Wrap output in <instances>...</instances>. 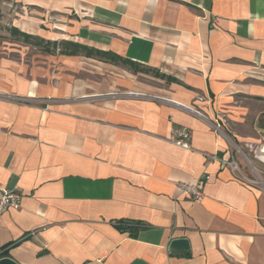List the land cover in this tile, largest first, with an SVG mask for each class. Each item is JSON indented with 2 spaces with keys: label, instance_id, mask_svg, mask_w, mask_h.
Segmentation results:
<instances>
[{
  "label": "crops",
  "instance_id": "1",
  "mask_svg": "<svg viewBox=\"0 0 264 264\" xmlns=\"http://www.w3.org/2000/svg\"><path fill=\"white\" fill-rule=\"evenodd\" d=\"M0 1L27 47L0 54V94L24 101L0 98V187L22 194L0 259L264 264V185L232 150L264 117V0ZM197 182L202 203L178 188Z\"/></svg>",
  "mask_w": 264,
  "mask_h": 264
},
{
  "label": "built area",
  "instance_id": "2",
  "mask_svg": "<svg viewBox=\"0 0 264 264\" xmlns=\"http://www.w3.org/2000/svg\"><path fill=\"white\" fill-rule=\"evenodd\" d=\"M185 108L191 111H195L189 107ZM196 113L201 115V113L198 111H196ZM168 140L177 147L183 148L188 151L193 150L191 145L192 133L186 127L173 128ZM233 148L244 158L252 173L259 180V183L264 185V181H261L260 178L261 175H264V170H261L256 165L260 164L264 166V137L258 141L246 142L243 147H241L237 142H233L232 150ZM204 155L209 163L216 162L224 167H229L231 171L235 173L242 181L249 184L251 182H254L253 179L248 178L244 175L240 165L233 158H231L230 160H223L216 155L206 153H204ZM178 188L181 195H189L198 203H202L206 198V194L201 186V182L181 183ZM21 201L22 194L18 188L10 189L0 187V219L8 209H19Z\"/></svg>",
  "mask_w": 264,
  "mask_h": 264
},
{
  "label": "rangeland",
  "instance_id": "3",
  "mask_svg": "<svg viewBox=\"0 0 264 264\" xmlns=\"http://www.w3.org/2000/svg\"><path fill=\"white\" fill-rule=\"evenodd\" d=\"M30 12V11H28ZM26 15V13H22L21 9L19 6L17 5H12L11 3H7L4 1H0V54L4 51V50H9L13 49V50H24L26 47V45H24L23 40H17L16 38L11 36V27H16L15 25H18L17 23L20 22V16L21 15ZM22 34V33H21ZM23 36L30 38V36L28 35H24ZM22 38V37H21ZM12 56V57H11ZM11 59L12 58H16L14 52L13 54H11ZM3 95L0 94V98H2ZM6 99V97H3V99ZM6 101L9 102H13V103H22L23 99L18 97V96H13L10 98H7ZM24 102V101H23ZM26 102V101H25ZM256 113L257 118H255V120H257L256 122V126L255 125H251L253 128V131L257 134L256 138H258L257 140H261L264 137V132H260L261 128H264V117L260 118L259 113L257 112H253ZM251 124H253V122H251ZM226 125H229V122L226 121ZM233 129H237L238 127H232ZM246 130H248V128L246 127ZM260 134V135H258ZM256 141V140H254ZM249 142H253V141H249ZM246 143V142H245ZM245 143H238L241 147L244 146ZM234 152H236V150L233 148ZM246 163V162H245ZM247 164V163H246ZM258 168H263L262 165L260 164H256Z\"/></svg>",
  "mask_w": 264,
  "mask_h": 264
},
{
  "label": "water",
  "instance_id": "4",
  "mask_svg": "<svg viewBox=\"0 0 264 264\" xmlns=\"http://www.w3.org/2000/svg\"><path fill=\"white\" fill-rule=\"evenodd\" d=\"M170 251H187L190 250V242L185 238H178L171 241L169 246ZM0 264H18L11 258H2L0 259Z\"/></svg>",
  "mask_w": 264,
  "mask_h": 264
},
{
  "label": "trees",
  "instance_id": "5",
  "mask_svg": "<svg viewBox=\"0 0 264 264\" xmlns=\"http://www.w3.org/2000/svg\"><path fill=\"white\" fill-rule=\"evenodd\" d=\"M18 34V33H17ZM19 35H20V33H19Z\"/></svg>",
  "mask_w": 264,
  "mask_h": 264
}]
</instances>
